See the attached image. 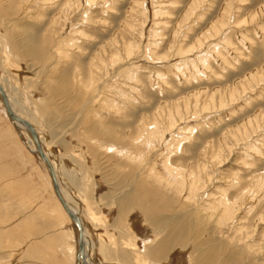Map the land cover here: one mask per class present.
<instances>
[{
  "label": "rangeland",
  "instance_id": "obj_1",
  "mask_svg": "<svg viewBox=\"0 0 264 264\" xmlns=\"http://www.w3.org/2000/svg\"><path fill=\"white\" fill-rule=\"evenodd\" d=\"M0 76L93 264H165L142 263L154 206L193 214L190 245L264 264V0H0ZM29 138L0 105V264H76ZM142 185L125 217L116 204Z\"/></svg>",
  "mask_w": 264,
  "mask_h": 264
},
{
  "label": "bare ground",
  "instance_id": "obj_2",
  "mask_svg": "<svg viewBox=\"0 0 264 264\" xmlns=\"http://www.w3.org/2000/svg\"><path fill=\"white\" fill-rule=\"evenodd\" d=\"M29 44H31V43H28L26 45L28 53H30L31 56H33V55L37 56V53H38L37 48L36 47L33 48V46L29 45ZM0 82L2 84L3 89L5 90L4 85L1 81V76H0ZM5 93H6V91H5ZM6 95H7L9 104H10L11 109L14 112V114L19 116L20 118H22L24 120L29 121L35 127V130L38 134L41 146L45 152L46 150H45L44 144H43L44 139L39 134V130L36 128V124L34 123V120L30 119L26 115L20 116L19 115L20 112H18V110H17L18 108L14 104L13 100L11 99L9 94L6 93ZM0 105L3 109V111L5 112L6 117L10 121H12V123L15 126L20 127V128L24 127L27 129V127L23 123L18 122V121H13L10 118L1 95H0ZM27 131H28V129H27ZM28 132L30 133V131H28ZM105 134H106V132H105ZM30 135L32 138L31 139L29 138V140H30V142L33 143L34 148H35V152L40 157L39 159L42 160V158L38 152L37 144H36L31 133H30ZM107 135H108V133H107ZM109 137H111V136H109ZM106 138H107V136H106ZM45 154H46V152H45ZM47 157H48V155H47ZM42 162L46 166V164L43 160H42ZM50 162H51V160H50ZM52 165H53V163H52ZM46 168H47V166H46ZM53 168L55 171L54 165H53ZM49 174H50V172H49ZM55 175H56V179H57V183L59 186L60 193L62 194L65 202L67 203L68 208L75 215H77L81 220L82 229H83V231H82L83 242H84V247H85L84 262H85V264H93V262L91 261V257L89 255V241L87 238L86 225L83 222L84 220L81 218V216L79 214L80 212L76 211V209L73 208V206H71L70 203L68 202L67 196L65 195V192H63V189L61 188V185L58 181L56 171H55ZM50 176H51V174H50ZM51 179H52V176H51ZM52 183H53V187L55 189V183H54L53 179H52ZM140 187H138V190H136V194L132 193L128 198L125 197L122 201H120V202H118V204H116L119 207V212L121 214H123L125 217H126L127 213L129 212V210H128L129 208H133V211H136L137 209L143 210L142 206L139 205V203H138L139 202L138 200H140L142 198V192L144 191V190H142L143 185ZM55 194H56V196L60 202V206H61L62 210L64 211V213L66 214L68 219L69 218L71 219L70 215L65 210L62 202L60 201V199L56 193V190H55ZM164 209H166V208H164ZM164 209H161V210H164ZM166 210H168V209H166ZM144 212L147 215V217H145L143 221L146 223V225L149 228H150V226L153 228V229L152 228H150V229L154 231L155 236H152V237H154V240H152V237H151L145 243L141 242L143 244V246H142L143 247L142 248L143 253L145 254V258H142V263H147V262L150 263L151 262V263L175 264V262L177 263L176 259L179 256L181 257L180 260L178 258V260L180 261L179 262L180 264H232L233 261H235V260L238 261L237 256H239L240 253L236 252L230 256L229 255L226 256V255H224L225 253H220L221 249H219L218 246L213 244L214 241L212 239H209V240L205 241L204 243H202V242H200L198 244L192 243V245H190L189 241L193 239L191 234L189 233V231H191V229L193 227V220H194V218L192 219L193 214L190 213L191 214V216H190V215H186V213L184 215H183V213H178L177 215H174L171 213V215H170L166 212L165 213L157 212L156 206H154L153 209H152V207L148 208V209L144 210ZM187 213H189V212H187ZM70 221H72L73 226L75 227V229L77 231V244H78L77 261H78L79 232L80 231H79V228L77 227L76 223L72 219ZM148 223L150 224V226ZM139 246H141V245H139ZM242 256L240 255L239 257L242 259ZM76 264H77V262H76ZM234 264H237V263H234Z\"/></svg>",
  "mask_w": 264,
  "mask_h": 264
},
{
  "label": "water",
  "instance_id": "obj_3",
  "mask_svg": "<svg viewBox=\"0 0 264 264\" xmlns=\"http://www.w3.org/2000/svg\"><path fill=\"white\" fill-rule=\"evenodd\" d=\"M0 95L2 96L3 98V102L5 104V107L7 109V112L10 116V118L13 120V121H18V122H21L23 123L28 131H30V133L32 134L36 144H37V148H38V152L42 158V160L45 162L51 176H52V179L55 183V190H56V193L60 199V201L62 202L65 210L68 212V214L70 215L71 219L76 223L77 227L79 228V251H78V261H77V264H85L84 262V259H85V247H84V242H83V235H82V224H81V220L80 218L75 215L69 208H68V205L67 203L65 202L62 194L60 193V190H59V186H58V183H57V179H56V175H55V171H54V168H53V165L52 163L50 162L49 158L47 157V155L45 154L42 146H41V143H40V140H39V137H38V134L35 130V127L27 120H24L22 118H20L19 116L15 115L14 112L12 111L11 109V106L9 104V101H8V98H7V95L5 93V90L3 89L2 87V84L0 82Z\"/></svg>",
  "mask_w": 264,
  "mask_h": 264
},
{
  "label": "crops",
  "instance_id": "obj_4",
  "mask_svg": "<svg viewBox=\"0 0 264 264\" xmlns=\"http://www.w3.org/2000/svg\"><path fill=\"white\" fill-rule=\"evenodd\" d=\"M47 153V152H46ZM48 155V154H47ZM48 157H49V155H48ZM50 158V157H49ZM51 160V159H50ZM54 165V164H53ZM54 167H55V165H54ZM55 171H56V174H57V178H58V181H59V183H60V185H61V188H62V180H61V178H60V174L58 173V171L56 170V168H55ZM84 222V221H83ZM72 227L75 229V227L72 225ZM76 230V229H75ZM77 232V231H76ZM77 241V240H76ZM94 250L95 251H97V248H96V246L94 245ZM98 250H99V248H98ZM99 252V251H98ZM99 255H101L100 253H99ZM76 258H77V252H76ZM97 264H100V262H96Z\"/></svg>",
  "mask_w": 264,
  "mask_h": 264
}]
</instances>
